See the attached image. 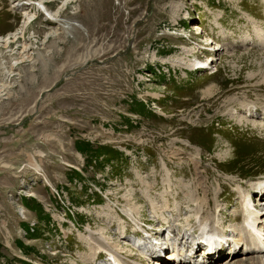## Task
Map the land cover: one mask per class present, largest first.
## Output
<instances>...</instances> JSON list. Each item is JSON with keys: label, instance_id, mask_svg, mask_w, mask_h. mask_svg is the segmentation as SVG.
Masks as SVG:
<instances>
[{"label": "rangeland", "instance_id": "rangeland-1", "mask_svg": "<svg viewBox=\"0 0 264 264\" xmlns=\"http://www.w3.org/2000/svg\"><path fill=\"white\" fill-rule=\"evenodd\" d=\"M263 7L0 0V264L137 263L142 222L194 231L204 199L234 227L264 177Z\"/></svg>", "mask_w": 264, "mask_h": 264}, {"label": "bare ground", "instance_id": "bare-ground-1", "mask_svg": "<svg viewBox=\"0 0 264 264\" xmlns=\"http://www.w3.org/2000/svg\"><path fill=\"white\" fill-rule=\"evenodd\" d=\"M39 4L41 8L47 11L41 2ZM50 16L53 17V15ZM256 36L258 39H261V41L264 40V36L261 34L260 31L256 33ZM209 41L211 40L209 39ZM211 44L212 42H210V45L207 46L211 47ZM213 50L216 51L218 49L217 47H215L213 48ZM195 63H191L190 67H197L198 64L196 61ZM241 118L244 117L242 116ZM245 188H243L242 185H239L240 192L238 195L240 196L241 199V207H240L241 219L240 220L238 219V215H234L233 218L231 219V221L235 223V226L234 227L232 226L234 229L231 227L229 230L231 234H234L232 235L234 236V238L231 239L233 241V245H232L233 247H229V249L225 251V254H227V256H230L228 259L229 261L230 260L233 261V262L231 261L232 263H228V264H243V263L264 264V211H263L264 209L260 208L262 205V201L264 202V177L249 182L248 186H246ZM218 195L219 194H216L215 198L218 199ZM209 201L210 200L208 199H204L198 202V204L205 205L204 209L203 206L198 205L196 208L192 209V211L190 210L192 213V219L194 220V223L192 225L197 224L196 229L193 231V229H191L190 227L188 228L183 227L182 229L178 227L177 228L178 232L175 235L176 241H178V243H181V239H183V235L180 234V230L185 231V233L189 232V235L195 234L198 228L200 229L207 228L210 231L215 230L220 234L226 231L223 224L221 225V228H223L224 230L219 228L221 221L219 218H215V214L218 217L222 215L221 209L218 210L214 206H213V210L208 209ZM188 218H186V220ZM237 220H239V223L236 224ZM187 225L192 226L191 224L189 225L188 223ZM167 228L168 226H166L165 229ZM170 232L171 233L173 232L172 228H170ZM182 243H183L182 246H184V243L186 244L185 247H188L190 245V241L187 240H182ZM191 245H192V241H191ZM237 253H241L238 255L240 258V259L237 258L238 260H236ZM187 254L188 252L186 251V249L180 251L176 246V251L172 254L167 255L169 257L172 256L171 258L164 256L162 262L160 263L155 262V264H169V263H173L176 260H178V264H216L220 262V258L222 256V254L219 253L217 256L207 257L206 261L198 262L197 259L193 258V256L188 257ZM194 256H198V255L194 253ZM180 259H184L185 261L180 263L179 262ZM137 263L142 264L140 260ZM137 263H129V264H137ZM119 264H124V262H121L119 260Z\"/></svg>", "mask_w": 264, "mask_h": 264}, {"label": "trees", "instance_id": "trees-1", "mask_svg": "<svg viewBox=\"0 0 264 264\" xmlns=\"http://www.w3.org/2000/svg\"><path fill=\"white\" fill-rule=\"evenodd\" d=\"M95 156V155H94Z\"/></svg>", "mask_w": 264, "mask_h": 264}]
</instances>
